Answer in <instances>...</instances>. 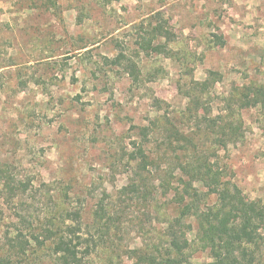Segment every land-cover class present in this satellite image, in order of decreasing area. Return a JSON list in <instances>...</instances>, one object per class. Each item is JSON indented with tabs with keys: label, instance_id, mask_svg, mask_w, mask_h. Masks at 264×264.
Wrapping results in <instances>:
<instances>
[{
	"label": "rangeland",
	"instance_id": "obj_1",
	"mask_svg": "<svg viewBox=\"0 0 264 264\" xmlns=\"http://www.w3.org/2000/svg\"><path fill=\"white\" fill-rule=\"evenodd\" d=\"M158 24L164 48L143 50ZM253 82L264 85V0H0V264H57L14 237L28 234L20 216L41 231L63 208L81 210L97 244L83 264H141L181 214L194 150L264 203V110L229 100ZM232 112L242 135L221 144L210 123ZM186 221L191 263L206 264Z\"/></svg>",
	"mask_w": 264,
	"mask_h": 264
},
{
	"label": "trees",
	"instance_id": "obj_2",
	"mask_svg": "<svg viewBox=\"0 0 264 264\" xmlns=\"http://www.w3.org/2000/svg\"><path fill=\"white\" fill-rule=\"evenodd\" d=\"M54 4L56 7V2ZM149 33L151 37H143L142 49L149 51L152 48H164V44L154 45V39L168 38L169 30L163 24H158L153 26ZM119 56L115 61L120 60ZM130 70L137 80L140 73L136 63L130 65ZM229 100L238 103L240 108L257 105L264 110V85L253 82L238 86L234 88ZM235 113H230L220 126L218 122L210 123L212 127L219 128L216 133L221 144L235 142L242 135L243 120ZM261 127L264 133V120ZM145 153L139 148L131 154L132 159L144 157V168L147 162H150ZM189 156L187 162L180 164L187 177L182 180L187 201L181 214L167 226L165 248L156 247L155 250L141 252L138 256L140 263L192 264V244L188 232L193 229V225L186 220L194 218L197 241L209 250L211 257V261L206 264H264V203L250 200L236 184L222 180L220 172L215 171L207 158L200 156L199 151L194 150ZM197 181L208 186V192L203 193L194 186ZM208 193L215 194L216 197L214 203L205 205L204 199ZM103 210L105 208L101 207L97 211L94 220L96 224H100L104 219ZM81 219V210L63 208L58 216L50 218L48 226L39 231L32 228V218L20 216L19 221L26 227L28 234L18 228L14 245L24 253L30 245L45 246L57 264H83V260L92 254L97 244L94 236H84ZM104 228L108 232L109 224L104 222Z\"/></svg>",
	"mask_w": 264,
	"mask_h": 264
}]
</instances>
